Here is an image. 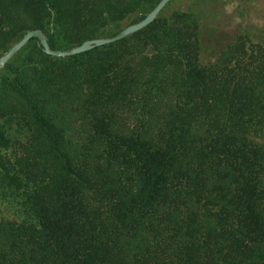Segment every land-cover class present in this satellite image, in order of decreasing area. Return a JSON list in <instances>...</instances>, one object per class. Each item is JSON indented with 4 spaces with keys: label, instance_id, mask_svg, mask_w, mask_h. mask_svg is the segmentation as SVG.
<instances>
[{
    "label": "trees",
    "instance_id": "1",
    "mask_svg": "<svg viewBox=\"0 0 264 264\" xmlns=\"http://www.w3.org/2000/svg\"><path fill=\"white\" fill-rule=\"evenodd\" d=\"M159 1L0 0V56L34 28L71 49ZM200 30L175 10L71 56L32 38L5 65L28 216L0 219V264H264V46L238 35L212 59Z\"/></svg>",
    "mask_w": 264,
    "mask_h": 264
},
{
    "label": "rangeland",
    "instance_id": "2",
    "mask_svg": "<svg viewBox=\"0 0 264 264\" xmlns=\"http://www.w3.org/2000/svg\"><path fill=\"white\" fill-rule=\"evenodd\" d=\"M175 10L196 16L200 24L203 51L212 59L238 35H246L264 46V0H170L157 17L167 18ZM142 19L129 24L123 23L120 27L111 23L94 38L113 36ZM26 51L27 49H21L7 63L16 64ZM3 54L4 52L1 56ZM5 65L1 71L5 69ZM0 129L8 139V144L0 147V153L9 169L7 171L0 166V219L20 221L28 216L24 208V189L17 188L8 176L19 170L20 158L27 154L30 132L20 128L15 122H2ZM256 135V142L264 145V131L257 132Z\"/></svg>",
    "mask_w": 264,
    "mask_h": 264
},
{
    "label": "water",
    "instance_id": "3",
    "mask_svg": "<svg viewBox=\"0 0 264 264\" xmlns=\"http://www.w3.org/2000/svg\"><path fill=\"white\" fill-rule=\"evenodd\" d=\"M170 0H160L157 5L139 22L129 25L122 30H120L117 34L107 37V38H92L84 40L80 45L75 46L68 50H55L49 47V43L47 37L42 29L34 28L27 30L23 36L16 41L1 57H0V71L3 66L18 52L20 51L27 42L32 38H38L41 45L43 46L45 52L49 55L56 57H64L71 56L78 53H82L90 50L95 46H102L104 44H109L122 38L143 29L147 25H149L159 14V12L166 6V4Z\"/></svg>",
    "mask_w": 264,
    "mask_h": 264
}]
</instances>
